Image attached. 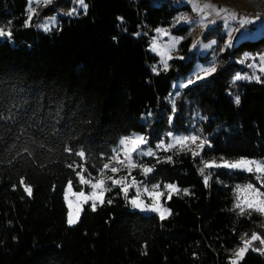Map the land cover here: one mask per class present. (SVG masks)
I'll return each instance as SVG.
<instances>
[{
	"label": "trees",
	"instance_id": "16d2710c",
	"mask_svg": "<svg viewBox=\"0 0 264 264\" xmlns=\"http://www.w3.org/2000/svg\"><path fill=\"white\" fill-rule=\"evenodd\" d=\"M75 1L39 6L25 27L29 0H0V27L10 28L15 42L0 43V264H227L245 233L264 236V217L232 211L235 187L255 185V174L212 169L206 187L197 170L201 157L160 152L159 162L142 159L154 167L146 181L175 183L190 193L166 201L169 217L131 210L113 188L95 211L84 206L70 227L65 191L69 181L76 191L82 186L67 165H83L96 176L121 138L140 134L155 148L167 133L189 125L213 148L203 152L205 160H264V81L234 82L241 70L236 60L264 51V37L221 51L227 35L220 25L208 31L205 39L218 40V67L182 89L173 113L172 84L197 60L174 59L156 74L158 58L148 48L154 31L171 27L187 6L85 0L87 13L69 16ZM45 17H56L58 26L38 30ZM175 32L188 34L189 28ZM190 46L188 38L183 55ZM81 150L83 160L75 155ZM169 155L171 163L164 160ZM240 264H264V254L250 250Z\"/></svg>",
	"mask_w": 264,
	"mask_h": 264
},
{
	"label": "snow or ice",
	"instance_id": "6c2138e0",
	"mask_svg": "<svg viewBox=\"0 0 264 264\" xmlns=\"http://www.w3.org/2000/svg\"><path fill=\"white\" fill-rule=\"evenodd\" d=\"M52 0H35L37 4H43L47 6ZM193 4V11L200 16V20L194 23H199L202 27H207L208 24L215 23V19H209L211 16H215L223 19L225 27H229L231 21H235L239 24V28H230L227 35L228 40L225 42V48L232 47L234 43V38L232 33L240 31L241 28H244L247 24L254 23L256 20L261 19L259 16L254 17H238L234 11H230L226 8H218L215 5L204 4L200 5L198 0H189ZM33 0H29V15L25 21V27L31 25V20L33 15H35V8L32 7ZM76 3L83 9L84 13H87L88 5L85 3V0H76ZM76 9L73 8L67 15L71 16L76 14ZM121 19L122 18H118ZM180 21L189 22L187 16H180L176 18V22ZM52 26L55 25V18L51 20ZM39 28L43 31L48 32L51 30L49 22H45L38 25ZM158 35H169L166 29H156ZM12 31L9 28L7 31L0 27V37L11 38ZM181 38L171 37L167 44L158 45L157 39L153 38V43L150 47V50L156 52L160 56V64L162 65V70L167 71L169 68L168 60L174 59L175 57L171 56V52L175 50L176 45L180 42ZM238 39V38H237ZM215 41L210 42L209 44H203L201 40H196L191 45V49H195L198 46L202 48H209ZM190 49V50H191ZM224 49H221L223 51ZM183 59V57H178ZM247 59V57H246ZM255 59V58H252ZM244 61H241L243 63ZM249 68H258L260 73H264V55L259 57V64H249ZM152 71L156 74H159L157 66L152 67ZM216 71V64L213 62L208 67H200L199 70L194 74V78H189L186 83H182L179 87H187L188 85L195 83L196 80L204 79L205 77L211 75ZM256 80L257 82H262L261 77L256 75L255 72L251 75H240L237 74L234 77V82L237 80ZM179 93H177L178 95ZM234 102L239 105L240 97L237 95ZM173 104V113H175V100H172ZM151 115V113H149ZM172 117H169V123H171ZM169 141L165 143L162 139L159 143L156 144L155 150L153 148H143L144 145L148 143V138L140 134H132L131 136H126L121 138L119 141V146L112 150V155L107 158V162L103 163L102 167L98 170L96 176H92L91 173H87V168L83 165H76L73 167V164H68L67 166L75 171L78 178L79 184L82 186H88L91 191L85 193L83 189L80 192H72V182H68L67 191L65 193V200L68 201L69 213H68V224L73 225L79 219V214L81 211V205L91 202V208L95 211L97 203L103 204L104 196L106 192H110L113 188H119L120 192L123 193L124 198L129 201V203L141 211H151L159 214L160 219H165L166 215L170 214V209L163 206L161 203V198L166 197V200H171L173 195H179L181 192L183 195H189V190L187 188L180 189L179 186L175 183H168L163 185V190L159 184H153L151 189L147 187L142 181H138L135 176L132 175L134 169H139L140 173L147 177L150 173L154 171V167H149L145 164L138 163L134 159V154L136 156H151L157 158L159 162V157L157 152H171L173 155H179L181 153H190L193 160L195 161L197 157H201L200 166L198 167V173L203 177V182L205 186H208L209 179L212 176V169L225 168L228 170H240L248 173H253L256 176V180L260 182L261 187H264V160H256L241 157L236 160H229L223 156L218 159L213 157L212 159L205 160L202 157V152L204 148L211 147L207 138L202 137L198 134H189V135H173V133H167ZM65 151L71 153V148H66ZM75 155L80 157L82 160L85 158L84 151L75 152ZM172 155L166 156L164 158L165 162H172ZM76 168H79V171H76ZM121 172H124V175H120ZM87 173V176L85 175ZM108 173H111L109 175ZM207 173V174H206ZM21 185L24 187V191L30 196L32 194V189L30 186L26 185L24 179L20 181ZM135 189V196L129 197L128 193L130 190ZM69 194L75 197L76 209L75 213L72 211L73 201L68 199ZM146 194L150 199L151 203L146 204L145 201L141 198L142 195ZM111 203V200L108 201ZM232 211H236L238 215H249L253 212L258 213L264 217V191H261L260 188L249 183L246 185H237L234 189V202ZM259 242L260 247H253L255 242ZM260 252L264 254V236H261L257 232H253L251 236H248L245 233L240 240V246L235 248L228 257L227 264H240L243 260L245 254L249 251Z\"/></svg>",
	"mask_w": 264,
	"mask_h": 264
},
{
	"label": "rangeland",
	"instance_id": "374dc122",
	"mask_svg": "<svg viewBox=\"0 0 264 264\" xmlns=\"http://www.w3.org/2000/svg\"><path fill=\"white\" fill-rule=\"evenodd\" d=\"M54 1L55 0H52V2L50 4H48L47 6L52 5ZM155 1H167V0H155ZM170 1H172L175 5H177L179 7L180 6H187L188 9H186L185 11L179 13L177 15V17L187 16L189 18V22L180 21L179 23H177L176 22V18L177 17H176L175 20L173 21V24L171 25V27H169V28H165V27H159V28H157V29H166L167 31L170 30L171 33H169V35H158V33L155 30L154 31V35H153V37L150 40V45H149L148 50H149V52L151 54H153L154 56H156L158 58V63H157L158 66H157V68H158V70H162V65L160 64V59H161L160 56L157 55L156 52H153V51L150 50V47H151V45L153 43V38H156L157 39L158 45H163V44H167L169 42V39L171 37H176V38H181L182 37L183 39H181L180 42L176 45L175 50L170 53L171 56L175 57L174 59H177L178 57H183L182 60H184V61H187V60H189L192 57H195L196 58L197 62H196V65H195L194 69L192 71H190L189 74H187L186 76L181 77L179 79V81L173 82L172 89L174 90V93H173L172 100L173 99L175 100L177 98V96L180 94V92L182 91V89L183 88H186V87H183V88L182 87H179V85H181L182 83H186L190 77L191 78H194V74L199 70L200 67H208L213 62H215V64H216V69L218 67L217 66L218 65L217 64V57H218V54H217L218 46H217V44H218V40L215 38L214 35L211 36V38L209 40H207V39L204 38L205 34L208 31L210 32V30L214 29L217 25H220L221 26V30L220 31H221V33H223L225 35H227V33H228V31H229L230 28H239L240 26L238 24H236L235 21H231L229 27H225V24H224L223 19L218 18V17H215V16H211V17H209V19L210 20L211 19H215L216 22L215 23H212V24H208L207 27H202L199 23H194V22L200 20V16H198L197 13L195 11H193V4L190 3L189 0H170ZM198 2H199V4L201 6L204 5V4H211V5H215L216 6L218 3H221L223 5L234 6L236 8H239V9L243 10V11H249V12H252V13L264 12V0H198ZM85 3L87 4L86 1H85ZM39 6L47 7V6L43 5V4H37V3H35V0H33L32 7L35 8V10H36L35 15L37 13V10H38ZM216 7H218V6H216ZM28 8H29V5H28ZM75 9L77 10L76 11V14H74L72 16H78L79 13L81 11H83V9L77 3H76ZM28 15H29V12H28ZM35 15H33V17ZM52 18H55V25L54 26H52V24H51ZM217 21H221L222 23L221 24H218ZM45 22H49V25L51 27V30H53L59 24V21L57 20L56 17H45L44 20L40 24L45 23ZM180 26H182V27L183 26L188 27L189 28V33L188 34H181V33L175 32V30L178 27H180ZM38 30L43 31V29H41L39 27H38ZM43 32H45V31H43ZM232 35H233V38H234V43H233V46L232 47H228L229 50H232L234 47H236L237 45H239L240 43L245 42V41L255 42V41L261 39L262 37H264V19L263 20H257V21L254 22V24L251 25V27H249V28H245V27L244 28H241L240 31L233 32ZM188 38H191V45L193 44L194 41H196L198 39L201 40L203 44H209L212 41H215V44H213L209 48H202V47L198 46L195 49H191V46H190L189 47V50L187 52V55H183L182 54V47H181V45ZM227 40H228V35H227V37L225 39V42ZM2 42H9L11 45H15V42L12 39V37L11 38H8V37H0V43H2ZM224 46H225V43H224ZM224 46L222 48V49H224L223 51H225V47ZM261 55H264V51L258 52V53H245V54L241 55L236 60V62L241 66V70L238 71L236 73V75L237 74H240L242 76L243 75L251 76L255 72L256 75H258V76L261 77V81H264V73H260L259 70H258V68H249L248 67L249 64H253V63H255V64L258 65L259 64V57ZM246 57H247V59H246ZM201 58H206V61L203 62L202 60H200ZM252 58H255V59H252ZM174 59L168 60V64L170 63V61H172ZM241 61H244V62L241 63ZM211 75L205 77L204 79L210 77ZM204 79L196 80L195 83H197V82H199L201 80H204ZM237 81H246V82H254L255 81V82H257L254 79L253 80L242 79V80H237ZM237 81H235V82H237ZM193 84L194 83H192V84H190L188 86H191ZM177 93H179V94L177 95ZM193 133L198 134L197 130L195 129V126L194 125H189L186 131L180 132V133H173V135H189V134H193ZM198 135H200V134H198ZM163 140L165 141V143H167L169 141V137L166 136ZM149 147L150 148H153L148 143L143 146V148L145 150L147 148H149ZM153 149L155 150V148H153ZM211 149H213L212 146H211V148H209V147L206 146L204 148L203 152L205 150H211ZM160 152H163V151L157 152V155ZM203 152H202L201 155H203ZM147 157H151V156H136L134 154V159H136L138 163H142V159L143 158H147ZM234 171H240V170H234ZM136 172H138L137 175H135ZM108 174L111 175V173H108ZM124 174H125L124 172H121L120 173V175H124ZM132 175L135 176L138 181H142L145 185H147V187H149V189H151L152 184H150V183H148L146 181V178L149 175L147 177L143 176L140 173V170L138 168L133 170ZM141 178H143V180H141ZM254 186L260 188L261 191H264V187H261V184H260L259 181H257V183ZM82 189H83V191H85V193H88V192L91 191V189L88 186H82ZM161 190H163V186H161ZM66 191H67V188H66ZM66 191H65V193H66ZM72 192H80V191H76L75 188H74V186H73V184H72ZM106 193H105V196H106ZM135 194H136L135 193V189H132V190L129 191L128 196L129 197H133V196H135ZM105 196H104V200H105ZM141 198L145 201L146 204H150L151 203L150 199L147 197L146 194L142 195ZM68 199L71 200V201H73L72 211L75 213V209H76L75 197H73L71 194H69ZM166 201H169V200H166V197H162L161 198V203L163 204V206L169 209V207L166 204ZM66 203L68 205V201H66ZM128 204H129V207H130L131 210L138 211V212H140V213H142L144 215H158L159 216V214L156 213V212L141 211V210H139L137 208H134L129 203V201H128ZM86 205H90L91 206V202H89L87 204L81 205V211H80V214H79V219L73 225H69L68 224L70 227H74L75 225L78 224V222L80 221V218L82 216V213H83V208ZM99 205H101V204L97 203V207ZM170 214H171V210H170ZM170 214L166 215V218L169 217ZM257 242L254 243L253 247H256V248H259L260 247V246L257 247V244H258Z\"/></svg>",
	"mask_w": 264,
	"mask_h": 264
},
{
	"label": "built area",
	"instance_id": "2783aa9c",
	"mask_svg": "<svg viewBox=\"0 0 264 264\" xmlns=\"http://www.w3.org/2000/svg\"><path fill=\"white\" fill-rule=\"evenodd\" d=\"M216 6H218L219 8H226V9H228L230 11H234L238 15V17L244 16V17L251 18V17H254V16H259V17H261V19H259V20H263L264 19V12L252 13V12H249V11H243V10H241L239 8L234 7V6L223 5L221 3H218ZM236 24H238V23L236 22ZM252 24H254V23L247 24L245 26V28L251 27ZM148 29L150 30L152 28L148 27ZM168 33H170V31H168Z\"/></svg>",
	"mask_w": 264,
	"mask_h": 264
},
{
	"label": "crops",
	"instance_id": "0c3cea01",
	"mask_svg": "<svg viewBox=\"0 0 264 264\" xmlns=\"http://www.w3.org/2000/svg\"><path fill=\"white\" fill-rule=\"evenodd\" d=\"M189 7V6H188ZM190 8V7H189ZM218 22V24H221L222 22L221 21H217Z\"/></svg>",
	"mask_w": 264,
	"mask_h": 264
},
{
	"label": "bare ground",
	"instance_id": "6f19581e",
	"mask_svg": "<svg viewBox=\"0 0 264 264\" xmlns=\"http://www.w3.org/2000/svg\"><path fill=\"white\" fill-rule=\"evenodd\" d=\"M209 148H211V147H209Z\"/></svg>",
	"mask_w": 264,
	"mask_h": 264
}]
</instances>
